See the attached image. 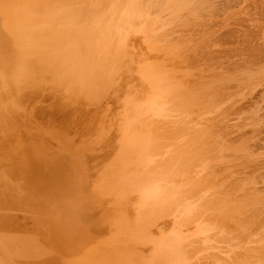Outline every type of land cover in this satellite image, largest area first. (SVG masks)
I'll use <instances>...</instances> for the list:
<instances>
[{
	"label": "rangeland",
	"instance_id": "374dc122",
	"mask_svg": "<svg viewBox=\"0 0 264 264\" xmlns=\"http://www.w3.org/2000/svg\"><path fill=\"white\" fill-rule=\"evenodd\" d=\"M88 1L0 0V264H264V0Z\"/></svg>",
	"mask_w": 264,
	"mask_h": 264
},
{
	"label": "bare ground",
	"instance_id": "6f19581e",
	"mask_svg": "<svg viewBox=\"0 0 264 264\" xmlns=\"http://www.w3.org/2000/svg\"><path fill=\"white\" fill-rule=\"evenodd\" d=\"M84 1H85V0H84ZM91 1H92V0H91ZM93 1H95V0H93ZM96 1H97V0H96ZM100 1H102V0H100ZM104 1H106V0H104ZM104 1H103V2H104ZM175 1H176V0H174L173 2H175ZM201 1H202V0H201ZM205 1H206V0H205ZM88 2H90V0H89ZM173 2H172V1H171V3L168 2V3H169L168 5H170V7H168V8H171V7H172V5H173L172 3H173ZM177 2H178V0H177ZM177 2H175V3H177ZM179 2H180V0H179ZM181 2L183 3V2H185V0H183V1L181 0ZM181 2H180V3H181ZM192 2H193V1H192ZM192 2H191V4H192ZM194 2H195V6H196V5H197V4H196L197 2H196V1H194ZM199 2H200V1H199ZM55 3H56V2H55ZM60 3H61V2H60ZM62 3H63V2H62ZM90 3H91V2H90ZM96 3H97V2H95V4H96ZM105 3H107V2H105ZM201 3H202V2H201ZM100 4H101V3H100ZM165 4H166V3H165ZM184 4H186V2L183 3V5H184ZM187 4H188V3H187ZM40 5H41V4H40ZM43 5H44V4H43ZM102 5L105 6L104 3H103ZM178 5H181V4H178ZM41 6H42V5H41ZM83 6H84V5L82 4V7H83ZM85 6H86V4H85ZM96 6H98V5H96ZM173 6L175 7V4H174ZM181 6H182V5H181ZM184 6H186V5H184ZM192 6H193V5H192ZM203 6H204V5H203ZM76 7H77V6H76ZM78 7H79V6H78ZM207 7H208V4H207ZM83 8L86 9L85 7H83ZM83 8H82V10H83ZM98 8H99V7H98ZM175 8H176V7H175ZM179 8H180V7H179ZM182 8H183V7H182ZM71 9H72V8H71ZM74 9H75V7H74ZM78 9L80 10V8H78ZM196 9H197V8H196ZM76 10H77V9H76ZM88 10H89V9H88ZM204 10H205V9H204ZM41 11H42V10H41ZM74 11H75V10H74ZM83 11H84V10H83ZM72 12H73V11H72ZM78 12H79V11H78ZM96 12H98V11H96ZM74 13H75V12H74ZM93 13H94V11H93ZM201 13H202V12H201ZM63 14H64V13H63ZM84 14H85V13H84ZM97 14H98V13H97ZM77 15H78V14H77ZM80 15H81V14H80ZM82 15H83V14H82ZM87 15H88V14H87ZM198 15H199V14H198ZM83 16H84V15H83ZM91 16H92V15H91ZM65 17H66V16H65ZM69 17H70V18H73V17H71V16H69ZM81 17H82V16H81ZM90 18H91V17H90ZM79 19H80V18H79ZM73 20H74V19H73ZM83 20H84V19H83ZM88 20H89V19H88ZM68 21H69V20H68ZM61 22H62V21H61ZM72 22H73V21H72ZM78 22L80 23V21H78ZM78 22H77V23H78ZM85 22H86V21H85ZM36 23H37V22H36ZM68 23H69V22H68ZM54 24H55V23H54ZM62 24H63V23H62ZM75 24H76V23H75ZM35 25H36V24H35ZM66 27H67V26H66ZM195 27H196V26H195ZM67 29H68V28H67ZM81 29H82V28H81ZM73 30H74V29H73ZM77 30H78V29H77ZM71 31H72V29H71ZM71 31H70V32H71ZM67 32H68V31H67ZM75 32H76V31H75ZM75 32H74V33H75ZM51 33H52V32H51ZM47 34H48V33H47ZM68 34H70V33H68ZM68 34H67V35H68ZM187 40H188V38H187ZM187 40H186V41H187ZM178 42H179V41H178ZM167 45H168V44H167ZM173 45H174V44H173ZM178 45H179V44H178ZM187 45H188V44H187ZM169 46H171V45H169ZM164 48H165V46H164ZM164 48H163V49H164ZM169 48H170V47H169ZM184 48H185V47H184ZM192 48H193V47H192ZM165 49L167 50V48H165ZM178 49H179V48H178ZM170 50H171V49H170ZM170 50H169V51H170ZM191 50H192V49H190V51H189L188 53H190ZM163 51H164V50H163ZM169 51H168V52H169ZM175 51H176V50H175ZM193 51H195V50L193 49ZM193 51H192V52H193ZM196 51H197V50H196ZM199 51H200V50H199ZM245 51H246V50H245ZM165 52H167V51H165ZM200 52H201V51H200ZM234 52H235V51H234ZM216 53H217V52H216ZM171 54H172V53H171ZM180 55H181V54H180ZM191 55H192V54H191ZM199 55H200V54H199ZM169 56H170V55H169ZM169 56H168V57H169ZM173 56H174V55H173ZM194 56H195V55H194ZM197 57H198V55H197ZM184 58H185V57H184ZM186 58H187V57H186ZM199 58H200V57H199ZM227 58H229V57H227ZM33 61H34V60H33ZM174 61H176V60H174ZM183 61H184V60H183ZM185 61H186V64H187V60H185ZM239 62H240V61H239ZM252 62H253V61H252ZM177 63H178V62H177ZM177 63H175V64H177ZM183 63H184V62H183ZM193 63H194V62H193ZM234 63H235V62H234ZM29 64H31V63H29ZM54 64H55V63H54ZM180 64H182V63H180ZM180 64L178 63V65H180ZM186 64H185V63H184V65L182 64L183 67H185ZM203 64H204V63H203ZM215 64H216V63H215ZM232 64H233V63H232ZM34 65H35V64H34ZM57 65H58V63H57ZM182 65H181V66H182ZM218 65H219V64H218ZM181 66H180V67H181ZM199 66H201V65H199ZM230 66H231V65H230ZM53 67L56 68V66H54V65H53ZM53 67L50 65V67H49L47 70H49L50 68L53 69ZM204 67H205V66H204ZM207 67H208V66H207ZM211 67H212V66H211ZM224 67H225V66H224ZM232 67H233V66H232ZM41 68H44V67H41ZM55 68H54V69H55ZM199 68H200V67H199ZM201 68H202V67H201ZM225 68H226V67H225ZM230 68H231V67H230ZM235 68H236V67H235ZM39 69H40V68H39ZM56 69H57V68H56ZM181 69H182V67H181ZM40 70H41V69H40ZM42 70H43V69H42ZM42 70H41V72H42ZM44 70H45V69H44ZM47 70H45V71H47ZM182 70H183V69H182ZM192 71H193V70H192ZM193 72H194V71H193ZM45 73H46V72H45ZM46 74H47V73H46ZM47 75H48V74H47ZM178 75H179V74H178ZM39 76H40V75H39ZM27 77H28V76H27ZM35 77H36V76H35ZM46 77H47V76H45V78H46ZM33 78H34V77H33ZM45 78H44V79H45ZM47 78H48V77H47ZM33 80H35V78L32 79V81H33ZM36 80H37V79H36ZM36 80H35V81H36ZM53 80H54V79H53ZM205 80H206V79H205ZM205 80H204V81H205ZM29 81H30V80H29ZM204 81H203V82H204ZM217 81H218V80H217ZM221 82H222V81H221ZM199 83H201V82H199ZM199 83H198V84H199ZM223 83H224V82H223ZM170 84H172V83H170ZM202 84H203V83L200 84L201 86L199 85V88H201V89L198 88V90H199V92H197L198 95H199L200 92H201L200 94L202 95V92H203V91H200V90H204V89L202 88V87H203ZM205 84H206V83H205ZM205 84H204V87H205ZM211 84H212V83H211ZM214 84H215V83H214ZM52 85H53V84H52ZM56 85H57V84H56ZM63 85H64V84H63ZM207 85H208V83H207ZM209 85H210V84H209ZM221 85H222V84H221ZM254 85H255V84H254ZM54 86H55V85H54ZM192 86H195V85H192ZM196 86H197V85H196ZM211 86H212V85H211ZM211 86H210V87H211ZM225 86H227V85H225ZM206 87H207V86H206ZM206 87H205V88H206ZM214 87H215V86H214ZM222 87H223V86H222ZM222 87H221V88H222ZM194 88H195V87H194ZM211 88H212V87H211ZM221 88L218 89V90L221 91ZM190 89H192V88H190ZM212 89H213V88H212ZM225 89H226V88H225ZM225 89L222 90V91H225ZM207 90L209 91L210 88L208 89V87H207ZM207 90H206V91H207ZM229 90H230V88H229ZM188 91H189V90H188ZM188 91H187V94H188ZM196 91H197V87H196ZM196 91L193 92V90H191V93H193V94H191L190 96H194V95L197 96ZM204 91H205V90H204ZM232 91H233V90H232ZM189 92H190V91H189ZM227 92H228V91H227ZM185 93H186V92H185ZM194 93H196V94H194ZM205 93H208V94H209V92H204L203 94H205ZM210 93H211V92H210ZM182 94H183V93H182ZM187 94H186V95H187ZM211 94H212V93H211ZM217 94H218V93H217ZM217 94H216V96H217ZM223 94H224V93H223ZM205 95H206V97H207V94H205ZM64 96H65V95H64ZM187 96H189V95H187ZM209 96H210V95H209ZM220 96H221V93H220ZM228 96H229V95H228ZM66 97H67V96H66ZM183 97H185V96H183ZM186 98H188V97H186ZM190 98H191V97H190ZM192 98H193V97H192ZM224 98H226V97H224ZM94 99H95V98H94ZM188 99H189V98H188ZM242 99H243V98H242ZM59 100H60V99H59ZM224 100H225V99H224ZM213 101H214V100H213ZM216 101H217V100H216ZM218 101H219V100H218ZM94 102H95V101H94ZM97 102H98V101H97ZM231 103H232V102H231ZM179 104H180V102H179ZM212 104H213V103H212ZM235 104H236V103H235ZM183 105H184V104H183ZM63 106L66 107V105H63ZM211 106H212V105H211ZM194 107H195V106H194ZM87 108H88V106H87ZM179 108H180V107H179ZM230 108H231V107H230ZM235 109H236V108H235ZM223 111H224V110H223ZM221 112H222V111H221ZM243 112H244V111H243ZM227 115H228V113H227ZM216 116H217V115H216ZM213 117H214V116H213ZM256 118H257V117H256ZM208 119H209V118H208ZM206 121H207V119H206ZM209 121H210V120H209ZM212 121H213V120H212ZM172 127H173V126H172ZM217 127H219V126H217ZM217 127H216V128H217ZM164 128H165V127H164ZM214 128H215V127H214ZM221 129H222V128H221ZM199 131H200V130H199ZM199 131H198V132H199ZM216 131H217V130H216ZM202 132H203V130H202ZM202 132H201V133H202ZM219 132H220V131H219ZM161 133H162V132H161ZM203 133H204V132H203ZM209 133H210V131H209ZM222 133H223V132H222ZM212 134H213V133H212ZM212 134H211V135H212ZM164 135H165V134H164ZM182 135H183V134H182ZM198 135H200V134H198ZM206 136H207V133H206ZM215 136H216V135H215ZM217 136H219V135H217ZM195 137H196V134H195ZM207 137H208V136H207ZM197 138H198V139H202V138H200V136L197 137ZM216 138H217V137H216ZM193 139H194V138H193ZM193 139H192V140H193ZM205 139H206V138H205ZM212 139H213V137H212ZM203 140H204V137H203ZM203 140H202V142H203ZM195 141H197V140H195ZM198 141H199V140H198ZM204 141H205V140H204ZM207 141H208V140H207ZM207 141H206V142H207ZM187 142H188V141H187ZM209 142H210V141H209ZM213 142H214V141H213ZM225 142H226V141H225ZM184 143H185V142H184ZM191 143H192V142H191ZM193 143H194V142H193ZM199 143H200V142H199ZM215 143H216V142H215ZM212 144H213V143H212ZM189 145H190V144H189ZM214 145H215V144H214ZM191 146H195V145L192 144ZM187 147H188V146H187ZM195 147H197V146H195ZM188 148H189V147H188ZM188 148H187V149H188ZM212 148H213V147H212ZM245 148H246V147H245ZM184 149H185V148H184ZM195 149H196V148H195ZM202 149H203V148H202ZM189 150H190V149H189ZM181 151H182V150H181ZM210 151H211V150H210ZM185 152H186V151H185ZM221 154H222V153H221ZM228 154H229V153H228ZM183 156H184V155H183ZM256 156H257V155H256ZM235 157H236V156H235ZM176 158H177V156H176ZM181 158H182V157H181ZM214 162H215V161H214ZM237 162H238V161H237ZM172 170H173V169H172ZM228 172H229V171H228ZM228 175H229V174H228ZM223 176H224V175H223ZM226 176H227V174H226ZM224 177H225V176H224ZM203 178H204V177H203ZM207 178H208V177H207ZM220 178H221V177H220ZM249 179H250V178H249ZM255 179H256V178H255ZM203 181H204V180H203ZM250 181H251V180H250ZM238 182H239V181H238ZM244 182H245V181H244ZM247 182H248V181H247ZM195 183H196V182H195ZM181 184H182V183H181ZM200 184H201V183H200ZM248 184H249V183H248ZM193 185H194V184H193ZM197 185H198V184H197ZM202 185H203V184H202ZM225 185H227V184H225ZM246 185H247V183H246ZM191 186H192V184H191ZM235 186H236V185H235ZM201 187H202V186H201ZM229 187H230V186H229ZM189 188H190V187H189ZM231 188H232V187H231ZM187 189H188V188H187ZM190 189H191V188H190ZM195 189H196V188H195ZM197 189H199V187H198ZM222 189H223V188H222ZM227 190H228V189H227ZM109 191H110V190H109ZM201 191H202V190H201ZM225 191H226V190H225ZM225 191H224V192H225ZM229 193H230V192H229ZM246 193H247V192H246ZM248 193H249V192H248ZM104 194H105V193H104ZM197 194H198V192H197ZM222 194H223V193H222ZM250 194H251V193H250ZM218 195H219V194H218ZM240 196H241V195H240ZM248 196H249V195H248ZM251 197H252V196H251ZM211 198H212V197H211ZM213 199H214V198H213ZM249 199H250V198H249ZM214 201H215V200H214ZM239 201H240V200H239ZM239 201H238V202H239ZM242 202H243V201H242ZM216 203H217V201H216ZM212 204H213V203H212ZM214 204H215V203H214ZM222 206H223V205H222ZM257 208H258V207H257ZM253 210H254V209H253ZM254 211H255V210H254ZM256 211H257V210H256ZM252 213H253V212H252ZM257 213H258V212H257ZM207 214H208V213H207ZM253 214H254V213H253ZM112 215H113V213H112ZM222 215H223V214H222ZM203 216H204V215H203ZM106 217H107V216H106ZM207 218H208V217H207ZM220 218H221V217H220ZM232 218H233V217H232ZM240 218H242V217H240ZM254 218H255V217H254ZM204 219H205V218H204ZM236 219H237V218H236ZM255 219H256V218H255ZM246 220H247V219H246ZM261 220H262V219H261ZM237 221H238V220H237ZM240 221H241V220H240ZM240 221H239V222H240ZM244 221H245V220H244ZM250 221H251V220H250ZM253 221H254V220H253ZM263 221H264V220H263ZM225 222H226V221H225ZM232 222H233V221H232ZM259 222H260V221H259ZM253 223H254V222H253ZM231 224H232V223H231ZM232 225H233V224H232ZM256 225H257V224H256ZM235 227H237V225H236ZM245 227H246V226H245ZM248 228H249V227H248ZM251 229H252V228H251ZM228 230H230V229H228ZM228 230H227V231H228ZM237 238H238V237H237ZM225 239H226V238H225ZM216 242H217V240H216ZM257 242H258V241H257ZM206 246H207V245H206ZM211 246H212V245H211ZM204 248H205V247H204ZM220 248H221V247H220ZM192 251H193V250H192ZM208 253H210V252H208ZM259 253H260V252H259ZM198 260H199V259H198ZM207 262H208V261H207ZM226 264H227V263H226Z\"/></svg>",
	"mask_w": 264,
	"mask_h": 264
}]
</instances>
